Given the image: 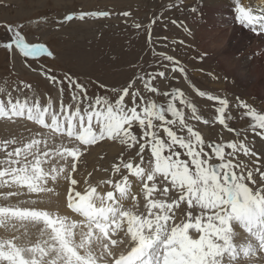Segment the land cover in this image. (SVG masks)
I'll return each instance as SVG.
<instances>
[{"label":"snow or ice","instance_id":"obj_1","mask_svg":"<svg viewBox=\"0 0 264 264\" xmlns=\"http://www.w3.org/2000/svg\"><path fill=\"white\" fill-rule=\"evenodd\" d=\"M234 7V19L239 25L254 33L264 34V9L254 10L243 6L241 0H235ZM93 15L106 17L109 13ZM122 15L128 17L131 13L125 11ZM85 16V13H81L76 19L84 21ZM73 19L72 15H66L64 22ZM135 27L139 28L140 24ZM8 30L12 31L10 25ZM4 47L8 50L15 47L26 58L42 55L55 58L54 53L44 45L26 43L19 31L14 33L13 41L5 43ZM164 59L176 63L171 56H164ZM173 71L184 73L185 70L173 68ZM157 76L164 77V72L155 75L148 73L147 78L139 76L137 81L143 83L147 92L159 96V90L152 86ZM49 79L61 85L66 80L74 89L71 95L73 103L65 105L61 102L59 111H56L51 102L46 107H41L38 101L32 104L19 100L13 102L9 94L6 102L0 100V118L13 120L26 117L49 129L53 135L67 136L73 146L61 145L54 150L41 152L39 145L42 141L33 139L22 147L7 151V159L0 162L7 165L0 168V185H17L33 193L51 192L52 189L45 188L44 184L49 178L55 181L57 176L64 173L71 185L67 207L83 220L79 223L70 221L67 216H56L45 210L0 207V226L7 227L11 220L42 223L44 228L40 235L43 237L47 234V239L31 246L18 244L15 236L0 241V264H221L218 258L228 254L235 260L238 254L232 242L233 221H239L259 241L251 254L248 247L244 248L243 255L249 258L250 264H264V255H261L264 253V186L254 191L246 183H257L253 178L254 171L259 173L264 183V172H260L259 168L249 169L245 175L242 169L238 175L233 169L239 166L224 161L225 148L232 150L229 155L242 151L245 156L257 157L256 152L243 142H209L207 148L220 161L210 164L212 156L205 151L204 139L190 124L185 123L184 113L177 109L175 102L179 100L180 104L190 108L193 119L200 120L201 117L195 115L196 109L186 102L179 90H173L171 94L163 93L164 96L170 95V99L166 105L158 104L154 100L146 101L140 90L133 87L137 81H130L118 92L112 89L116 93L114 101L96 97L82 108V97L87 98V89L73 75L65 74L57 81L53 74ZM59 91L63 93L64 88L61 87ZM198 95L203 97L206 94L198 91ZM126 97H130L131 107L125 103ZM138 98L140 103H137ZM207 99L221 105L216 110L220 114L218 122L227 127L223 114L228 101L212 95H208ZM237 107L247 109L245 115L251 118V131L264 139V114L243 102ZM156 121L159 123H154ZM134 124L143 130L140 140L133 134ZM171 126L186 129L187 136H178ZM161 129L167 140L161 138ZM105 140L119 141L129 148L139 145L136 153L140 157L139 164L125 162L121 158L112 165V169L114 173L126 169L143 183L146 214L134 210L138 205L125 208L113 191L101 195L95 186H90L83 193L75 190L78 180L72 178L71 174L77 171L82 148ZM10 143L15 141H5L2 147L7 150ZM177 146L184 150L188 159L180 158L181 153L175 150ZM44 147L48 149L46 141ZM146 149L150 150L151 159L141 166ZM29 156H32V160H28ZM51 158L66 161L70 171L65 173L64 167L44 171L41 165ZM158 178L166 182L161 194L167 197L170 189L175 190L179 193L178 200L169 203L151 198L157 189ZM107 183L119 193L120 201L127 198L131 187L127 175L115 184L111 180ZM8 195L14 196L16 193L9 192ZM182 201H186L189 208H198L200 214L193 217L192 212H188L187 221L177 223L173 208L174 205L179 207ZM190 230L198 233V238H194ZM120 233L123 235L113 238Z\"/></svg>","mask_w":264,"mask_h":264},{"label":"rangeland","instance_id":"obj_2","mask_svg":"<svg viewBox=\"0 0 264 264\" xmlns=\"http://www.w3.org/2000/svg\"><path fill=\"white\" fill-rule=\"evenodd\" d=\"M95 1L0 0V100L6 102L10 94L13 102L19 100L21 103L32 104L38 101L41 107H46L51 102L53 110L59 111L61 102L65 105L73 103L71 95L74 89L67 84L66 80L61 85L53 83L49 77L54 74L59 81L65 74H71L87 89V98L82 97L83 108L94 101L96 97H106L110 101H114L116 93L112 89H116L118 92L130 81H137L139 76L147 78L148 73L155 75L164 72V77L157 76L152 81V86L156 87L161 95L157 96L155 93L147 92L141 81L134 84V89H139L146 101L154 100L158 104L165 105L170 99V95L164 96L163 93L171 94L173 90H179L184 94L183 98L185 99L189 92L192 97L189 99L194 101L192 104L196 113L199 109L201 110V119L191 122L190 115L193 117V112L190 111V108L180 104L179 100L175 102L176 107L184 113L185 123L187 122L186 124H190L194 130L196 129L195 131H198L204 139L205 151L212 156L209 163L220 162L207 148L209 142L219 144L243 142L249 146L251 151L258 154L257 157L245 156L242 151H237L235 155H229L232 150L225 148L224 161H231L234 165H238L239 167L233 169L238 175L242 169L245 175L249 169L259 168L260 172H264V151L261 153L259 150L263 148L264 139L251 131V118L245 115L247 109L237 107L240 102H243L264 114V93L256 95L254 90H249V87L241 85L240 77L239 80L237 79L238 75L249 74L246 61L255 64L259 62V56L256 51L248 53V56L244 57H241L242 53H232L230 55L233 57L230 56L229 61L225 59L223 67L220 65L223 62V52L220 49L231 41L233 44L237 39L232 32L229 15L223 12V2L213 0L215 6H211V0ZM231 8H233L232 5L229 6L230 11ZM252 8L258 9L257 6ZM203 10L208 16H205ZM125 11L131 15L123 16L122 13ZM98 12H107L109 15L106 17L93 15ZM81 13L86 14L84 21L76 19ZM66 15H72L73 21L64 22ZM209 22L213 25L209 26ZM136 24H140V27L136 28ZM9 25L12 27V31L8 30ZM201 28L213 33L207 39L217 37L222 39L223 45L215 50L214 47H217L215 44L207 46L203 44L205 47H210L208 52L203 53L199 48L201 44L196 41L197 31ZM16 31L20 32L26 43L44 45L54 53L55 58L47 55L26 58L15 47L12 50L6 49L4 44L13 41ZM253 40H257L256 36L253 37ZM164 56L173 57L176 63L164 59ZM238 60L242 62L240 68ZM262 65L264 66V62ZM226 67L233 68L235 72H229ZM173 68H183L185 71L181 73L173 71ZM259 71L258 77L264 80V71L261 69ZM61 87L64 88L63 93L59 91ZM198 91L205 92L206 95L201 97L198 95ZM209 94L228 101L223 114L227 127L218 122L220 114L216 110L221 105L217 101L208 100ZM196 99L208 102L210 107L208 105L201 107ZM125 103L129 107L132 106L130 97L125 98ZM137 103H140L139 98ZM187 115L190 121H186ZM168 118L171 117L168 116ZM205 120L209 122L203 123ZM154 123L158 124L159 122ZM32 125L33 123L29 122L26 117L13 120L0 118V162L7 159V151L22 147L33 139L42 141L39 145L40 151L45 149V141L47 144H51L49 147L54 146V143L59 145L63 143L62 139L54 138V141L48 139L46 134H41L40 129L37 128V130ZM202 125L210 129L208 134L204 133ZM171 127L178 136H187L186 129L181 130L178 126ZM42 130L45 129L42 128ZM132 131L138 140L143 136V130L139 128L138 124H134ZM160 135L161 138L167 140L162 129ZM254 139L260 141L254 142ZM5 141H15V143H10L5 150L2 147ZM251 141L255 144L251 145ZM141 142L143 141L141 140ZM112 144L116 150L112 155L113 159H110L108 151L111 150ZM33 150L35 151V148ZM175 150L180 153L184 152L178 146ZM95 151L105 152V154L91 157L90 155ZM138 151L139 145L129 148L128 145H122L119 141L105 140L96 145L83 147L79 165H87L95 160L94 167L101 166L105 170V165H108V169L113 171L112 165L118 163L121 158L125 162L132 161L134 164H139L140 157L136 154ZM143 156L144 164L141 166L147 164L151 159L150 150L146 149ZM31 159L32 157H28V160ZM63 162L65 161L62 160ZM59 164L61 163L55 160L52 166ZM6 166L4 163H0V168ZM41 167L43 168L42 165ZM118 174L131 177L128 170L123 168ZM253 178L257 181L256 184L248 181L246 183L254 191L258 187L264 186L259 173L254 171ZM159 180L158 178L157 181ZM13 186L0 185V202H2L0 207L26 208L25 206L13 207L15 204L12 200L13 196H9L8 193H16V191L3 192L5 188ZM4 196L8 197V201ZM187 213L184 216V221L188 219Z\"/></svg>","mask_w":264,"mask_h":264},{"label":"bare ground","instance_id":"obj_3","mask_svg":"<svg viewBox=\"0 0 264 264\" xmlns=\"http://www.w3.org/2000/svg\"><path fill=\"white\" fill-rule=\"evenodd\" d=\"M221 1L223 2V5H224L223 12H224V14L229 15V18H230L229 22L232 24V26H231L232 32H233L234 36L237 37V39H235V42L233 44H231L232 41L230 39L231 42L226 44L227 47L225 46L224 48L220 49V51L223 52V58H222L223 62L220 63V65H222V67H223L225 59L229 61V59H231V57H233L230 55L232 53L233 54L242 53L241 57H244V56H248V53H251L253 51L258 52L257 56H259L258 57L259 59L258 58L257 59L259 62L252 64V63L246 61V64L249 67V70L247 69L249 71V74L242 75V76L238 75L237 79L240 77L241 85L246 87V88L249 87V90H254L256 95H258L260 93H264V80H263V78L258 77V75L260 74L259 70L261 69L262 71H264V66L262 65V63L264 62V34L254 33L250 29L239 25V23L235 21V19H234L235 14H236L235 13V7H234L235 0H221ZM241 3L243 6H246V7L257 6L258 9H264V0H241ZM252 3H254V4H252ZM210 5L215 6L213 0H211ZM230 5L233 6V8H231V11L229 10ZM202 12L205 13L204 10ZM205 16H208V15L205 13ZM210 16H216V15H210ZM209 23H210V25H209ZM209 23H207V25H209V26L213 25L211 22H209ZM215 23H216V21H215ZM208 31H205V30H203V28H201L200 30L197 31V34H196V41L201 44V46L199 48L201 51H203V53L208 52V50H209L208 48H210V47H205L207 45H210V44L214 45L215 44V46H217V47H214L215 50H216V48L218 49V48H220V46L223 45L222 39H218L217 37H216L217 39L216 38L207 39V37H209L210 35H213V33H211V31L210 32H208ZM240 32H241V34H240ZM254 36H256V39H257L255 41L253 40ZM250 43H252V44L248 45ZM203 44L205 46H203ZM211 50H213V49H211ZM240 63H242V62H240L238 60V67L240 66ZM227 69L231 73L235 72V70L233 68H230V69L227 68ZM223 88H225V87H223ZM189 98L192 99V97L190 96V94L188 92L185 100L193 106L192 102H194V101L193 100L191 101ZM196 101H197V103H199L201 105V107L206 106V105L209 106V103L204 101V100L196 99ZM190 111H191V109H190ZM200 112H201V110L199 109L195 115L198 114V116L202 117ZM217 116H218V114H217ZM190 120L192 122V120H196V119H193V117L190 115ZM190 120H189L188 115H187L186 121H190ZM202 120H204V119H202ZM29 122L33 123L32 126H34L35 129H37V128L40 129L39 131L41 134H46L48 136V139H50L52 141H54V138L62 139L63 143L61 145H65V146H69V147L73 146L72 141L67 136H61L60 134L53 135L49 129L43 128L42 126L36 124L34 121L29 120ZM48 122L50 123V121H48ZM42 128L45 130H42ZM202 128H203L204 133H207V134L209 133L210 129H208V127L203 126ZM41 130L44 132L42 133ZM15 132H17V131H15ZM17 134H19V132H17ZM11 135H12V133H11ZM253 141L257 142L260 140L257 139V141H256V139H254ZM254 142H252L251 145L252 144L254 145L255 144ZM247 144H248V142H247ZM262 144H263V148L259 149L261 151V153L264 151V143L262 142ZM61 145L54 143V146L49 147V146H51V144L49 143L48 147H49V149L54 150L55 148H57ZM108 148H110V147H108ZM49 149L45 148L41 152L49 150ZM110 149L111 150L108 151L109 152L108 157L110 159H113L114 156H112V155H114L113 153L116 150V148L112 144V147ZM104 154H105V152L101 153L99 151H95L94 154H92L90 156L95 157V155L102 156ZM29 157H32V156H29ZM180 158L181 159H188L184 155V152L181 153ZM87 159L89 160V157H87ZM92 159H91V161H92ZM258 159H259V156H258ZM55 160H58L61 164H59L58 166H54V167H56L57 169H59L60 167H64L65 173L70 171V169L68 167V163L66 161L62 163V160H60L58 158H51V159L47 160L45 163H43L42 166H43L44 171H46V172L51 171V169L53 168L52 163ZM79 160L77 161V171L75 173L71 174L72 178H75L78 180V184L75 186L76 191H80L83 193L84 191L88 190L90 188V186H95L97 188V192L100 193L101 195L106 194L107 191H113L114 196L117 198V200L120 203H122L124 205L125 208H133L134 205H138V207H135L134 210L137 211L138 213L146 214V211L144 208L146 201H145L144 195H143V183L140 182L136 177L131 175V177L128 178L129 183L131 185L130 190L128 192V196L126 199L120 201L119 193L116 192L114 187L112 185H109L107 182L109 180H111L113 182V184H115V182H117V181H122L123 175H120L118 173H114L113 171H111V169L109 170L108 165H105V170H103L101 168V166L94 167L96 164L95 160H93L92 163H89L87 165H79ZM120 179H122V180H120ZM165 183L166 182L161 181V180L157 181V189L154 191L153 196L151 198L152 199L166 200L169 203H171L173 200H178L179 199V193L176 192L175 190L170 189L167 197H165L161 194L162 188H163ZM44 187L45 188H51L52 191L51 192L33 193V192H29L27 190V188H23V187L19 188L17 185H14L12 188H5V190H3V192L8 193L7 190L16 191V195H14L12 198V200L15 203L13 207L25 206L26 208H30V209L45 210V211H49L51 214L56 215V216H67L70 221L75 220L78 223L83 220V217H80V216H78V214L73 213L67 207L68 190L71 187V185H70V181L65 178L64 173L57 176V179L55 181H53V180H51V178H49L48 182L46 184H44ZM4 197H6L5 200L8 201V197L7 196H4ZM133 197L136 198L135 201L133 200ZM9 199H11V198H9ZM1 204H2V202H0V205ZM189 210L192 211V214L194 217L200 214V210L198 208H196V207H193V209L189 208L186 201L180 202L179 207H176L174 205L173 211L175 213V221L177 223H179L181 220H184V218H185L184 216ZM13 225H15V227H13ZM125 227H126V225H125ZM231 227H232V231H233L232 242H233V245H234V247L238 253L236 256V259L232 260L228 254H225L222 258H218V259H221V264H250L249 258H247L243 255V249L248 247L249 253L251 254L252 250L259 243V241L255 237H253L250 233H248L241 226L239 221H233L231 224ZM43 228H44V226L42 223L35 224L32 222H28V221L19 222L16 220H11L8 222L7 227L0 226V239L2 241V240L10 239L13 236H15L18 238L17 239L18 244L31 246V244H33V243H36L38 241H42L43 239H47V234H45L43 237L40 235ZM190 234L193 235L194 238H198V236H199V234L195 233L194 230H190ZM122 235L123 234L120 233V234H118L117 237H113V238H119V236H122ZM117 251H119V249H117ZM261 255H264V253H262ZM256 258H258V257H256Z\"/></svg>","mask_w":264,"mask_h":264}]
</instances>
